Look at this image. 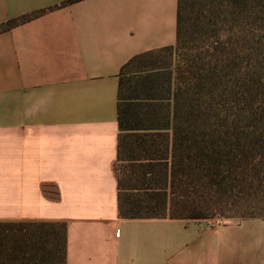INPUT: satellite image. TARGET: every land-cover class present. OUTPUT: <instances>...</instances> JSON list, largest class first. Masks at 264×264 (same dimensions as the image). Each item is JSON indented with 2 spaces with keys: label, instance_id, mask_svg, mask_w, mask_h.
I'll list each match as a JSON object with an SVG mask.
<instances>
[{
  "label": "crops",
  "instance_id": "obj_1",
  "mask_svg": "<svg viewBox=\"0 0 264 264\" xmlns=\"http://www.w3.org/2000/svg\"><path fill=\"white\" fill-rule=\"evenodd\" d=\"M0 0V222H64L67 264H264V219H124L118 91L178 0ZM68 2V3H67Z\"/></svg>",
  "mask_w": 264,
  "mask_h": 264
},
{
  "label": "trees",
  "instance_id": "obj_2",
  "mask_svg": "<svg viewBox=\"0 0 264 264\" xmlns=\"http://www.w3.org/2000/svg\"><path fill=\"white\" fill-rule=\"evenodd\" d=\"M118 121L121 218L264 219V0H178L176 44L120 71ZM0 264H67L66 223L0 222Z\"/></svg>",
  "mask_w": 264,
  "mask_h": 264
},
{
  "label": "rangeland",
  "instance_id": "obj_3",
  "mask_svg": "<svg viewBox=\"0 0 264 264\" xmlns=\"http://www.w3.org/2000/svg\"><path fill=\"white\" fill-rule=\"evenodd\" d=\"M229 219H232V218H225L221 215H217L213 218H210V219H204L205 221L207 222H211V223H221V222H224L225 220H229Z\"/></svg>",
  "mask_w": 264,
  "mask_h": 264
}]
</instances>
